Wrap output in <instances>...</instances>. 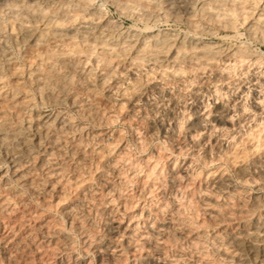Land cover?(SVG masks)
Returning a JSON list of instances; mask_svg holds the SVG:
<instances>
[{"label":"clouds","instance_id":"9594fccd","mask_svg":"<svg viewBox=\"0 0 264 264\" xmlns=\"http://www.w3.org/2000/svg\"><path fill=\"white\" fill-rule=\"evenodd\" d=\"M0 264H264V0H0Z\"/></svg>","mask_w":264,"mask_h":264}]
</instances>
